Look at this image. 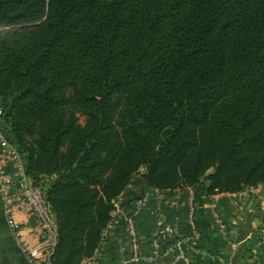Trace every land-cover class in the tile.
Returning a JSON list of instances; mask_svg holds the SVG:
<instances>
[{
	"label": "trees",
	"instance_id": "16d2710c",
	"mask_svg": "<svg viewBox=\"0 0 264 264\" xmlns=\"http://www.w3.org/2000/svg\"><path fill=\"white\" fill-rule=\"evenodd\" d=\"M0 111L54 215L51 264L92 258L117 197L155 189L181 190V237L189 189L196 245L222 246L204 204L264 186V0H0Z\"/></svg>",
	"mask_w": 264,
	"mask_h": 264
},
{
	"label": "built area",
	"instance_id": "2783aa9c",
	"mask_svg": "<svg viewBox=\"0 0 264 264\" xmlns=\"http://www.w3.org/2000/svg\"><path fill=\"white\" fill-rule=\"evenodd\" d=\"M0 150V201H2L7 226L13 235L15 242L21 247V242L19 240V227L13 220V215L16 212L30 213L33 215L35 221H37V230L34 233V238L40 242L43 253L39 258L33 259L23 250L24 256L30 264H51L49 259L57 243L54 215L52 214L41 189L35 187L31 180L26 177L23 160L20 158L15 148L4 139L1 129ZM9 163H12L14 169V172L11 175L7 174L6 171ZM128 189L130 190L131 188L129 187ZM183 191H185L188 196L187 205L189 207V218L187 225L189 226L191 233L188 236H180L178 217H176L173 223L162 227L160 230V238L163 243H166L173 238L177 239L176 244L169 247L167 252L174 254L176 260L178 258L183 259L185 263L188 264L186 258L182 257L180 247L182 245H192L196 243L199 237L194 229L191 217L193 196H191L189 189ZM162 193L169 192H161L157 189L143 192L138 196L139 198L130 205V208H128L126 203L127 200L122 194L117 197L118 200L113 204V211L110 217L111 222L106 230L115 229L119 226L120 233H122L127 239L128 249H125L129 253V256L128 258L124 257L126 251L124 247H120L118 251L120 254L118 264H138L140 262L143 264H152L157 260L156 255L160 243L153 244L152 241V247L149 253L147 255L140 253V239L137 235L135 219L136 216H138L142 210L147 209L151 203L154 204V210L150 212V215L155 218L157 212L162 206ZM170 193L174 194L173 198L175 200H180V189H176ZM237 195L240 196L242 201L247 200L253 205L259 196L264 195V192L259 191L258 188H248L238 192ZM206 208L209 210L210 216H212V219L214 220V224L218 227V233L223 239L228 242L236 240L237 236L234 229L228 222L222 220L219 210L216 209L215 205H208ZM262 242H264V235H261L259 243L257 242V247L260 246ZM251 253L255 255V251H251ZM82 264H101V261L96 254H94L92 258L84 260Z\"/></svg>",
	"mask_w": 264,
	"mask_h": 264
},
{
	"label": "crops",
	"instance_id": "0c3cea01",
	"mask_svg": "<svg viewBox=\"0 0 264 264\" xmlns=\"http://www.w3.org/2000/svg\"><path fill=\"white\" fill-rule=\"evenodd\" d=\"M1 154V150H0ZM7 174L11 175L14 172L12 163H9L6 168ZM259 191L264 192V186L258 187ZM162 206L157 212L155 220V230L152 232L153 244L160 243L157 250L156 261L152 264H186L183 259L174 258V254L167 252L169 247L174 246L176 243L166 247H162L164 243L160 238V230L169 220L172 219L173 213L183 207L180 200H175L174 194L162 193ZM251 207L239 195L233 194H217L210 197L208 203L204 204L203 208L207 209L208 205H215L225 220L230 224L236 233V240L226 241L222 246H218L215 242L209 244L196 243L192 245H182V257L186 258L188 264H264L263 261L258 260L256 250L264 242L257 247V243L253 248L245 254L248 244L254 237L257 236L259 243L261 235H264V195L258 197ZM154 204L151 203L146 211ZM189 214V212H188ZM187 214V217H188ZM189 218V217H188ZM187 218V221H188ZM13 220L19 227V240L21 247L15 242L11 234L7 221L3 212L2 201H0V264H30L24 256L23 250L31 258H39L43 249L40 242L34 238V233L37 230V221L30 213L16 212L13 215ZM118 228L105 230L102 237V244L95 252L96 256L101 261V264H118L120 254L118 253L120 247L128 249L127 239L120 233ZM213 237V235H212ZM214 238V237H213ZM176 239H170L174 241ZM177 242V241H176ZM151 246L142 249L147 255L151 250ZM125 249L124 257L128 258L129 253ZM255 251V255L251 253ZM193 256L198 257V262H194ZM138 264H143L142 262Z\"/></svg>",
	"mask_w": 264,
	"mask_h": 264
},
{
	"label": "rangeland",
	"instance_id": "374dc122",
	"mask_svg": "<svg viewBox=\"0 0 264 264\" xmlns=\"http://www.w3.org/2000/svg\"><path fill=\"white\" fill-rule=\"evenodd\" d=\"M245 202L251 207L252 205L249 203V201L245 200ZM255 204V203H254Z\"/></svg>",
	"mask_w": 264,
	"mask_h": 264
}]
</instances>
